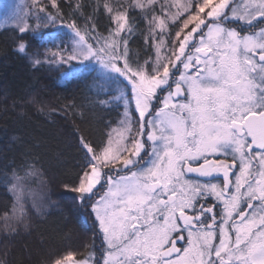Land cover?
I'll use <instances>...</instances> for the list:
<instances>
[{"label":"snow or ice","instance_id":"snow-or-ice-1","mask_svg":"<svg viewBox=\"0 0 264 264\" xmlns=\"http://www.w3.org/2000/svg\"><path fill=\"white\" fill-rule=\"evenodd\" d=\"M66 15L84 21L67 25L69 59L97 61L109 87L119 80L124 112L100 143L80 137L70 188L101 246L50 264H264V0H33L29 18ZM140 38L144 55L129 47ZM28 47L21 36L17 51ZM38 164L25 175H41ZM9 191L5 234L29 219L15 172ZM44 208L42 196L31 201Z\"/></svg>","mask_w":264,"mask_h":264},{"label":"trees","instance_id":"trees-1","mask_svg":"<svg viewBox=\"0 0 264 264\" xmlns=\"http://www.w3.org/2000/svg\"><path fill=\"white\" fill-rule=\"evenodd\" d=\"M72 19L82 28L83 19L66 15L54 24L49 22L42 41L0 29V215L13 207L9 191L13 172L27 187L41 181L58 202L57 207L37 212L28 200V227L10 234L0 228L3 264H50L68 251H75L78 258L87 257L102 243L91 209L77 203L67 189L75 183L85 160L80 137L103 141L121 118L123 104L113 102L115 91L100 83L94 60L32 67L17 51L21 36L28 49L34 50L62 32L73 34L67 26ZM105 24V17L100 16L97 27L101 32ZM129 47L144 55L142 38L135 44L130 41ZM36 161L41 175H25Z\"/></svg>","mask_w":264,"mask_h":264},{"label":"rangeland","instance_id":"rangeland-1","mask_svg":"<svg viewBox=\"0 0 264 264\" xmlns=\"http://www.w3.org/2000/svg\"><path fill=\"white\" fill-rule=\"evenodd\" d=\"M45 3H47V0H45ZM31 5H33V0H0V29L8 28L17 32V34H25V33H20L17 30V25L20 22V20L22 19L26 20L29 25L33 26V28H35L36 23H39L40 24L39 28H35L34 31L30 29L29 32H27V34L32 35L34 38L39 39V41H42L43 37H45L43 35L44 29L48 26L49 23L45 24L43 21H35L34 19H30L29 15H30ZM34 11L35 9L34 7H32L31 12ZM73 35L74 34H70L69 36H67V33L62 32V35L55 36L54 38L51 37L50 43L49 40L43 41V44L39 48H36L34 50L27 49V55L23 53H21V55L25 56L26 60L30 63L29 65H32V67L42 66V65L64 67L70 61L83 60L79 56H77V58L75 59H69V57L73 55V51H72L74 47ZM36 53L40 54L38 58L43 61V64L34 65L32 63V57ZM93 62H95L94 66L96 67L98 66L99 68L100 83H102V85L104 86L109 87L108 85L105 84L103 80L104 70L102 68V65H100L95 60ZM122 79L123 78H121V80ZM110 87H112V89L115 91V96L113 97L115 100V98L119 96L118 89L122 88L123 84H121L120 81L118 80L112 83ZM115 101H117V103L121 102L119 100H115ZM121 103L123 104V102ZM123 112H124V107H123ZM122 117H123V113L118 123H116V125H114L111 129L119 127V122L122 119ZM23 186H24V197H23L24 202L28 200L29 202H31L33 199H36L41 196L44 198L45 208L40 212H43L44 210H47L52 207H57L58 202L51 198L50 192L47 190V188L44 186V184L41 181L36 185L30 187H27L25 184H23ZM67 190L70 191V188H68ZM3 230L4 229L2 228V232H4ZM68 252H75V251H68Z\"/></svg>","mask_w":264,"mask_h":264},{"label":"water","instance_id":"water-1","mask_svg":"<svg viewBox=\"0 0 264 264\" xmlns=\"http://www.w3.org/2000/svg\"><path fill=\"white\" fill-rule=\"evenodd\" d=\"M190 176H196L197 174H189Z\"/></svg>","mask_w":264,"mask_h":264},{"label":"flooded vegetation","instance_id":"flooded-vegetation-1","mask_svg":"<svg viewBox=\"0 0 264 264\" xmlns=\"http://www.w3.org/2000/svg\"><path fill=\"white\" fill-rule=\"evenodd\" d=\"M192 178H196V176H191Z\"/></svg>","mask_w":264,"mask_h":264}]
</instances>
